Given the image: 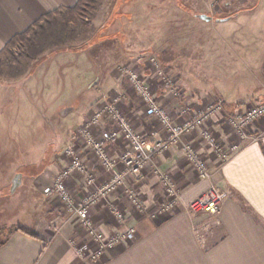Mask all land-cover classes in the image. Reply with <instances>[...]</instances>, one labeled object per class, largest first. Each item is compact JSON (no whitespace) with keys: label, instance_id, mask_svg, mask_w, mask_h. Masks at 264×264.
Here are the masks:
<instances>
[{"label":"rangeland","instance_id":"1","mask_svg":"<svg viewBox=\"0 0 264 264\" xmlns=\"http://www.w3.org/2000/svg\"><path fill=\"white\" fill-rule=\"evenodd\" d=\"M124 1L115 7L116 0H102L91 31L78 42L44 53L32 77L28 73L15 79L0 78V83L17 81L20 92L7 100V110L0 122L8 134L2 138L4 143H0L1 169L9 172L12 164L19 161V169L10 175L12 178L21 175L27 182L12 193L15 204L10 198L5 200L7 208L0 211V222H4L0 226V239L13 228L12 222H22L32 212L29 196L37 201L41 199L33 180L44 166L52 162L56 172L69 161L64 156L66 147L72 145L77 152L83 149L81 138L72 142L74 129L96 100L121 93L124 99L118 106L126 111L135 130L141 131L135 126L132 108L142 109L143 116L138 121L146 119L147 125L156 122L149 120L141 99L119 78L120 66L126 65L141 74L156 97L162 96L166 87L154 74L151 57L159 67L168 70L174 87L180 91V97L175 98L178 101L189 98L194 86L203 93H216L241 102L264 94V56L254 57L264 51L255 47L260 46L257 42L264 36V0ZM112 12V25L103 29ZM117 18L123 21H112ZM258 24L261 32H255ZM90 41L93 43L88 44ZM81 44L86 47L72 51ZM17 50L15 47L14 51ZM29 79L31 104L28 106L19 95L27 91ZM165 99L171 101V97ZM122 147V143L116 142L109 151L115 154ZM85 156L91 157L90 153ZM94 169L97 173L98 169ZM42 180L47 181L42 177L38 182ZM11 187L12 180L4 189L6 196H11ZM30 187L37 195H31ZM42 196L49 207H56L61 218L79 225L76 218L62 211L58 199L47 198L43 193ZM18 215L19 219L14 221ZM84 235L79 233L74 238L88 242Z\"/></svg>","mask_w":264,"mask_h":264},{"label":"crops","instance_id":"2","mask_svg":"<svg viewBox=\"0 0 264 264\" xmlns=\"http://www.w3.org/2000/svg\"><path fill=\"white\" fill-rule=\"evenodd\" d=\"M123 1L116 0L115 7L122 5ZM76 2L77 0H0V50L15 35L28 30L41 16L61 7H72ZM126 2L128 1L125 0L124 3ZM112 15L113 12L106 19L103 29H108L109 25H112L110 24ZM112 21L123 20L117 18ZM255 32H261L259 24ZM257 44L260 46L255 45L256 49L264 50V36ZM263 52L254 57L261 59L264 56ZM32 74L33 72L29 73L31 77ZM18 85L17 81L0 83V122L4 119V110H7L9 103L7 100L20 93L17 90ZM29 88L28 84L27 91L19 95L23 96L28 106L31 104ZM193 88L191 96L185 101L190 103L194 110L222 99L224 101L222 116L225 117L243 110L253 100L260 102L264 99V94H259L249 98L251 99L249 102H241L230 100L227 96L223 98L216 93L213 95L203 93L196 86ZM158 97L163 105L174 106L176 109L182 104L174 98L169 102L164 100L163 95ZM141 110L139 107L131 110L135 126L146 133L147 140L162 139L164 132L156 122L147 125L149 121L146 119L137 120L143 116ZM88 112L82 114L77 125ZM204 128L210 129L223 142L237 141V136L224 121L213 118ZM201 131L199 128L190 135H184L178 144L156 155L141 177L130 178L127 181V185L134 186L145 200L147 209L144 213L135 211L127 200L120 196L121 192L113 196L121 197L126 221L134 226L136 239L123 247L104 252L98 261L81 259L75 254L70 241H76L74 237L79 233L84 235L82 227L61 218L56 207H49L42 196V187L48 184L56 170L53 168L54 164L51 165L52 162H49L33 180V186H36V192L41 199L37 201L33 196L32 198L29 196L28 202L32 206L30 217L28 215L22 222L16 221L20 215L14 218L16 222L11 224L13 228L8 233L7 241L0 247V264H264V117L255 122L250 129V134L253 137L257 136L256 139L241 140L239 150L223 164H220L219 157L206 147L201 139ZM7 137L8 134L0 125V143L3 144L2 138ZM187 141L192 142L199 156L207 162L209 178H200L186 160L182 144ZM85 157L87 166L94 169L92 159ZM13 164L9 172H3L0 160L1 212L7 208L5 200L8 198L15 204L16 199H13L12 193L15 194L16 187L27 184L21 175L15 174L12 178L10 174L13 170L19 169V161ZM29 164L31 163L27 165ZM155 169L168 172L172 176L179 191V198L172 211L151 216L156 209V203L163 198V187L154 172ZM97 174L101 181L103 175L100 171H97ZM15 177H18V184L10 193L11 196H6L4 189ZM39 177H44L47 181L42 180V183H39ZM211 183L227 190L230 195L223 201L216 214L191 213L189 203L203 193ZM70 185L73 188H80V179L76 176ZM29 189L32 190L33 187ZM34 193L32 190L31 195ZM91 214L94 223L106 232L120 229L115 217L105 206L95 207ZM24 223L29 224L25 226ZM3 224L1 221L0 226L3 227Z\"/></svg>","mask_w":264,"mask_h":264},{"label":"built area","instance_id":"3","mask_svg":"<svg viewBox=\"0 0 264 264\" xmlns=\"http://www.w3.org/2000/svg\"><path fill=\"white\" fill-rule=\"evenodd\" d=\"M149 60L154 65V74L166 87L164 98H179L180 91L174 87L168 70L159 67L154 57ZM118 76L123 78L124 84L141 99L145 115L156 121L164 132V137L158 141L147 140L146 133L134 129L130 118L118 106L122 98L124 99L121 93L115 92L106 98L98 99L91 105L80 125L74 129L72 142L81 138L83 149L77 152L72 145L66 147L64 156L69 157V161L55 172L50 184L42 190L47 198L58 199L64 213L76 218L88 242L72 240L70 244L79 258L90 261H98L104 252L123 247L136 239L134 226L126 221L121 197H124L135 211L144 213L147 209L145 200L134 186L127 185V181L141 177L156 155L178 144L184 135H190L201 128L202 141L210 152L219 157L220 164H223L239 150L241 140L256 139L257 136L250 134V129L264 117V100L252 102L230 117L222 116V99L194 110L190 103L180 98L182 104L176 109L174 106L163 105L137 71L122 65L118 69ZM213 118L224 121L237 136V141L223 142L210 129L204 128ZM104 125L108 126L103 127ZM116 142L123 144L121 151L110 153L109 147ZM182 150L198 176L209 178L208 164L199 156L192 142H184ZM86 153H90L94 167L103 175L101 181L98 174L83 160L82 157ZM154 172L163 187V198L156 203V209L151 216L172 211L179 198V191L172 176L159 169ZM76 176L80 179V188L70 185ZM119 192L122 196L114 198ZM229 195L227 190L211 183L189 203L188 208L194 214H216ZM100 205L109 209L120 229L106 232L94 223L91 212Z\"/></svg>","mask_w":264,"mask_h":264},{"label":"trees","instance_id":"4","mask_svg":"<svg viewBox=\"0 0 264 264\" xmlns=\"http://www.w3.org/2000/svg\"><path fill=\"white\" fill-rule=\"evenodd\" d=\"M101 2L77 0L72 7H61L41 16L28 30L11 38L0 50V78L15 79L31 73L44 53L78 42L91 31ZM86 44L74 47L72 51H79ZM15 47L17 51H14ZM11 230L0 239V247L7 241Z\"/></svg>","mask_w":264,"mask_h":264},{"label":"water","instance_id":"5","mask_svg":"<svg viewBox=\"0 0 264 264\" xmlns=\"http://www.w3.org/2000/svg\"><path fill=\"white\" fill-rule=\"evenodd\" d=\"M68 110V109H66ZM19 176V175H18ZM18 184V177H15L13 180H12V187H11V191L14 190V188L16 187V185Z\"/></svg>","mask_w":264,"mask_h":264}]
</instances>
